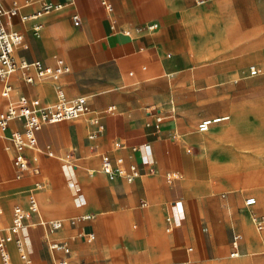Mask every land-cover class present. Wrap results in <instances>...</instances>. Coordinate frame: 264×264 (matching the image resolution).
Returning <instances> with one entry per match:
<instances>
[{"label": "crops", "instance_id": "1", "mask_svg": "<svg viewBox=\"0 0 264 264\" xmlns=\"http://www.w3.org/2000/svg\"><path fill=\"white\" fill-rule=\"evenodd\" d=\"M1 1L9 8L14 0ZM18 1L20 13L4 16L27 44L15 51L46 64L60 54L71 69L57 82L26 83L18 76L15 91L52 103L60 86L68 98L88 96L90 110L37 132L38 145L54 153L37 152L34 161L36 152L25 151L39 174L19 170L12 142L0 136V235L10 232L14 208L27 207L34 193L39 211L20 233L32 264H202L225 253L236 232L243 235L240 248L264 244L249 218L264 215V183H254L263 174L205 177L203 137L196 128L211 115L210 103L219 105L214 111L232 113L215 117L264 126V108L252 119L239 113L255 110L251 78L263 79L264 93V0H110L112 12L102 0ZM43 2L62 7L38 18L42 28L35 35L37 19L23 22L21 15L35 13ZM152 24L157 27L150 29ZM253 65L260 72L251 76ZM227 90L237 96L224 107ZM6 104L0 99V108ZM111 105L115 109L107 113ZM94 115L105 128L90 138ZM15 129H23L21 121H12L6 133ZM103 154L136 163L141 175L132 182L111 179L101 170ZM250 194L257 201L246 206ZM80 215L91 217L67 220ZM56 218L67 221L46 240L38 222ZM83 228L95 233L92 241L79 235ZM52 240L65 241L70 252L51 249ZM7 247L13 264H24L15 240Z\"/></svg>", "mask_w": 264, "mask_h": 264}, {"label": "built area", "instance_id": "2", "mask_svg": "<svg viewBox=\"0 0 264 264\" xmlns=\"http://www.w3.org/2000/svg\"><path fill=\"white\" fill-rule=\"evenodd\" d=\"M32 0H25V4H29ZM105 8L112 12L114 10L113 3L110 0H102ZM22 5L18 0H14L9 8H5L0 0V99L7 101L5 107L0 108V136H4L10 140L15 148L13 158L14 165L19 170L29 169L35 174H39L40 166L31 165L29 158L25 154V149H32L36 153L33 160H37V152L46 153L53 156L54 153L50 149L41 148L38 145L37 132L49 123H55L67 119H75L87 115L90 107L88 104V96L80 95L74 98H68L64 90L57 87V100L52 103H44L37 96H30L26 93L15 91V80L19 76L26 83H33L38 80H52L57 82L61 76L70 71L62 55L56 54L52 57V64H46L42 60H30L26 57H16L15 48L17 46L27 47L24 35L17 29L10 28L4 20V16L12 18L20 13ZM61 4L52 2H43L39 10L33 14L21 15V20L26 22L30 19H37L33 24L32 30L35 35H39L42 22L38 20L40 16L52 10H58ZM75 21L79 20V15L73 16ZM112 24H116V19L112 18ZM150 29L157 27V24L148 26ZM260 72L255 65L250 67V75L254 76ZM15 94H18L15 96ZM114 105L107 107V113L113 112ZM228 116L214 117L202 120L199 123V130L206 131L214 123ZM162 116H157V120H161ZM12 121H21L23 129H15L6 133ZM89 123L94 127L89 131V137L93 138L102 132L105 128L101 118L97 115L91 116ZM101 170L105 172L111 179L123 177L127 182L136 180L141 175V171L136 163L127 164L123 156L116 158L109 154H103ZM21 176V175H19ZM37 186L41 187L42 183L37 182ZM29 203L27 207L16 206L13 213V224L10 232L6 235H0V254L3 264H13L7 243L9 240H15L20 253V258L24 264H32V260L26 249L25 242L20 236L21 230L25 225V220L31 218L34 213L39 211L38 200L34 193H30L28 197ZM256 197L250 196L246 199V206H252L256 203ZM2 208L0 207V212ZM91 217V215H80L70 217L67 220L75 224L80 220ZM170 220V217H168ZM63 218L51 220H39V225L45 228V238L49 239V235L59 228L63 227L67 221ZM252 220L259 230L264 229V215L252 213ZM171 229V228H169ZM88 241L95 238V233L82 229L79 234ZM243 235L236 232L232 239V256L240 255V242ZM51 249H62L65 253L70 252V247L65 241H50ZM188 251H192V247H187ZM57 264H68L67 260H60ZM95 264V263H91ZM183 264H189L185 261Z\"/></svg>", "mask_w": 264, "mask_h": 264}, {"label": "rangeland", "instance_id": "3", "mask_svg": "<svg viewBox=\"0 0 264 264\" xmlns=\"http://www.w3.org/2000/svg\"><path fill=\"white\" fill-rule=\"evenodd\" d=\"M16 28L20 29V27ZM55 52H53L52 54H54ZM15 53L16 57L19 58V54L17 52ZM259 77L251 78L255 81V93L253 96V104L255 110L250 112H239L241 115L248 114V119H252L256 114H258V112L263 110L262 108H264V93L261 91L262 89H260L263 86V79H260ZM227 93L228 94L225 96L227 100L222 104L224 107L229 106L231 97L237 96L236 94H230V90H227ZM239 97H241V95H239ZM242 104H244V102H242ZM217 106L219 105L214 103L207 104V107L212 110L211 115L206 118L232 114L229 110L214 111V108H216ZM231 119L232 118H228L224 121L216 122L213 124L212 128L210 127L209 130L206 131H200L199 124H197L196 126V128L200 132H203H199V134H201V136L203 137L201 148L202 156L204 158L201 164V168L207 170L206 176H204L208 177L211 174L219 175L218 173H231L235 171H239L241 172V174H244V176H246L248 174L253 175L255 173L258 175V173L261 172L263 175H259L258 177L254 178V183H264V126L256 127L252 124H249V122L247 121H242L239 124H232ZM230 121L231 124L229 127L224 128L220 131H212V129H216L220 124H226ZM25 151L27 153H30V150L28 148ZM193 151L199 152V148L195 147ZM195 169L198 170L199 167L196 165ZM214 176L215 175H212V181L214 180ZM248 196L253 195L250 194ZM244 206L245 204L243 202L241 204V207L243 208ZM249 218L250 222L252 223L250 225L253 227L254 231L256 233H259V235H264V229L259 230L257 228L250 214ZM255 229L260 232H257ZM248 247L249 248L245 249L242 245L240 248V255L232 256L231 237L229 249H227L225 253H222L214 260L202 264H263L264 244L262 243L260 245L258 243L252 246L248 245Z\"/></svg>", "mask_w": 264, "mask_h": 264}, {"label": "bare ground", "instance_id": "4", "mask_svg": "<svg viewBox=\"0 0 264 264\" xmlns=\"http://www.w3.org/2000/svg\"><path fill=\"white\" fill-rule=\"evenodd\" d=\"M17 47H19V46H17ZM17 47H16V48H17ZM16 48H15V49H16ZM209 128H210V127H209ZM208 130H209V129H208ZM261 201H262V200H261ZM9 241H10V240H9Z\"/></svg>", "mask_w": 264, "mask_h": 264}]
</instances>
